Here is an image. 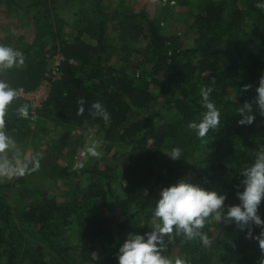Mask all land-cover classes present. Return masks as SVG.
Here are the masks:
<instances>
[{"label": "trees", "instance_id": "1", "mask_svg": "<svg viewBox=\"0 0 264 264\" xmlns=\"http://www.w3.org/2000/svg\"><path fill=\"white\" fill-rule=\"evenodd\" d=\"M0 1L7 7L21 6V0ZM30 1L23 12L37 36L35 46L24 43L23 66L0 68V82L15 90H34L43 79L45 55H60L64 60L59 75L35 112L36 119L65 127L51 149L62 151L74 129L96 127L106 140L119 144L123 154L111 169H59V177L71 179L61 201L31 184L25 191L28 201L12 208L7 194L23 177L0 185V264H117L119 246L130 232L151 231L158 222L152 210L160 190L179 179L225 195V212L238 203L241 171L257 152H264V117L255 103L264 76V10L256 4L264 0H175L192 34L187 44L165 35L143 11H115L108 17L98 8V20L74 24L77 31L66 41L60 37L64 23L57 16L62 4ZM43 38L49 42L47 51ZM140 39L143 45L135 49L131 44ZM20 40L10 47L5 38V46L15 51ZM110 48L113 54H125L117 64L106 63ZM245 85L248 91L242 90ZM202 88L212 89L209 100L220 113L219 125L203 139L188 127L207 111ZM96 102L108 111L110 123L91 115ZM245 102L252 105L256 119L238 126L237 109ZM20 107H27V118L18 114ZM4 122L3 129L27 135L34 121L28 104L15 98ZM176 148L184 158L203 149L204 157L191 164L171 158L162 164L164 151L171 155ZM258 215L264 219V201ZM201 231L209 246L173 233L171 243L164 238L162 254L173 264L177 259L182 264H260L264 259L258 241L246 239L234 224L225 227L209 218ZM259 231L254 229V234Z\"/></svg>", "mask_w": 264, "mask_h": 264}, {"label": "clouds", "instance_id": "2", "mask_svg": "<svg viewBox=\"0 0 264 264\" xmlns=\"http://www.w3.org/2000/svg\"><path fill=\"white\" fill-rule=\"evenodd\" d=\"M258 9L264 10V3L256 4ZM24 56L22 52L13 51L12 48L0 45V68L10 69L23 64ZM249 85H245L243 91H248ZM211 88H202L201 96L204 113L199 123L190 122L188 127L193 130L198 138H205L210 129H215L220 123V113L215 105L209 100ZM17 91L8 84L0 82V129L4 126V115L15 97ZM81 100L80 104L83 105ZM256 107L261 117H264V76L259 80L256 88ZM91 115L102 118L105 124L110 123V114L96 102L91 105ZM83 107L79 112H83ZM18 114L27 118L29 113L27 107H20ZM252 105L245 102L243 107L237 109V115L241 117L237 121L238 126H248L253 124L256 116L252 115ZM11 141L2 131H0V153L6 152L10 148ZM98 145L93 144L87 149L91 157L99 158L102 153L97 150ZM181 151L179 148L173 149L172 160H179ZM0 175L11 177L12 175H23V169H14L6 161L0 163ZM237 185V200L235 205L227 206L225 212L226 196L216 191L208 190L198 184H194L185 179H179L174 184H170L160 190L159 198L155 200L152 210L153 218L158 221L151 231L141 233L130 232L124 242L119 246L117 264H173V262L163 255L166 247L164 238L168 237L169 243L173 238V233L183 235L184 239L191 241L199 239L207 247L211 244L210 239L201 230L204 228L209 218L217 224L223 223L225 227L235 225L241 232H245L246 239H254L259 243V247L264 253V219L258 215V208L264 201V152H257L252 164L244 168ZM254 229H259V235L254 234ZM175 264H182L177 259ZM264 264V259L260 261Z\"/></svg>", "mask_w": 264, "mask_h": 264}, {"label": "rangeland", "instance_id": "3", "mask_svg": "<svg viewBox=\"0 0 264 264\" xmlns=\"http://www.w3.org/2000/svg\"><path fill=\"white\" fill-rule=\"evenodd\" d=\"M46 1H55L59 5L62 4V8L57 11V16L64 23L61 27L60 37L66 41L71 40L77 31L74 24L87 23L88 21L95 23L98 20L94 11L95 8H98L108 17H113L115 11H131L132 13L143 11L150 19L159 23L165 35L172 38L178 36L185 44L192 40V34L186 29L181 16L178 15L180 12L178 13L175 0H96L92 4L88 0H67L68 3H65L66 0ZM219 1L228 3L229 0ZM30 3V0H21L20 8H15L7 7L0 1V45L5 46L6 42L4 40L7 38L10 47L15 41L21 39L20 44L14 46L15 51L22 52L24 43L25 45L35 46L34 42L37 40V36L34 37L30 17L23 12ZM135 24H138V21ZM111 33L109 37L113 36ZM42 43L45 44V50L47 51L49 49L47 38H43ZM131 45L135 49H140L143 40L140 39L139 43ZM107 51L106 57L112 53L111 48ZM124 55L123 52L112 53L107 57L106 63L117 64L120 59L124 58ZM135 59L136 54H133L131 60L135 61ZM27 61L28 59H25V62ZM0 131L9 137L11 141L10 148L6 152L0 153V163L6 161L14 169H23V175H12L11 177L0 175V185L15 183L19 176L23 177L21 184L16 183L18 186L12 187L9 194H7L8 197L6 196V202L12 208L17 207L20 200L23 202L28 201L29 193L25 191L31 187V184L61 201L71 179L69 181L64 177H59L57 174L59 169H66L69 172L91 166L111 169L119 165L123 154L121 146L106 140L96 127L72 130V141L60 152L53 151L51 145L65 131V127H57L52 123L35 119L31 125V132L27 135H17L3 128ZM93 144H97V150L102 153L99 158L91 157L87 152V149ZM168 155L170 154L164 151L162 164L170 158ZM200 157H204L203 149L197 151L193 157L184 158L179 156V160H176V162L191 164L193 159ZM65 238L69 239L70 235L66 234Z\"/></svg>", "mask_w": 264, "mask_h": 264}, {"label": "built area", "instance_id": "4", "mask_svg": "<svg viewBox=\"0 0 264 264\" xmlns=\"http://www.w3.org/2000/svg\"><path fill=\"white\" fill-rule=\"evenodd\" d=\"M174 4V3H171ZM46 69L43 74V79L34 90H25L24 88H18L16 99L26 102L30 108L31 119H36V110H38L44 101L47 99L51 85L56 81L59 75V65L63 62V58L60 55H45Z\"/></svg>", "mask_w": 264, "mask_h": 264}]
</instances>
